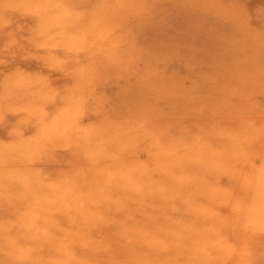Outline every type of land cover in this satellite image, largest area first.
<instances>
[{"label":"rangeland","instance_id":"rangeland-1","mask_svg":"<svg viewBox=\"0 0 264 264\" xmlns=\"http://www.w3.org/2000/svg\"><path fill=\"white\" fill-rule=\"evenodd\" d=\"M0 262L264 264V0H0Z\"/></svg>","mask_w":264,"mask_h":264},{"label":"bare ground","instance_id":"bare-ground-1","mask_svg":"<svg viewBox=\"0 0 264 264\" xmlns=\"http://www.w3.org/2000/svg\"><path fill=\"white\" fill-rule=\"evenodd\" d=\"M207 5V4H206ZM195 8H199V10H196ZM193 10L195 11V12H193ZM179 12H181L180 10H179ZM191 12L192 13H184V15L186 16V18H185V20H187V21H190L189 19H191L193 16H196V18H197V22H199L198 23V26H196V32L198 31V27H203L204 29H207L206 31H207V33L209 34V36L206 38V39H204L203 40V43L204 44H208V42L213 38L212 36H213V26L214 25H211V26H208L207 24L209 23V22H211V21H213V19H211L209 16H208V14H207V8H205L202 4L201 5H199V6H195L194 7V9L192 8V10H191ZM189 18V19H188ZM215 21H219V22H221V23H223V21L221 20V19H217V20H215ZM226 21H227V23H224V25H225V27H226V25L227 24H229V22H228V18H226ZM228 30V29H227ZM152 32V31H151ZM151 37H155L154 35H152ZM183 51V50H182ZM217 66V65H216ZM218 70H220V68H218V66H217V70H216V75H215V77H213V78H215V79H218L220 76H219V72H218ZM209 75V74H208ZM210 78L212 77V76H209ZM200 77H198L197 79H199ZM202 82H203V80L202 79H200ZM199 89H203L204 90V93L203 94H207V93H213L212 91H211V84L209 85V87H207L206 85H205V83L204 84H202L201 86H199ZM195 90V89H194ZM197 93H199V92H197ZM200 94V93H199ZM202 94V93H201ZM173 99V100H172ZM172 102L173 103H175V100H176V97H172ZM150 124V127L149 128H152V126H155V123L153 122V120L149 123ZM120 136H122V135H120ZM161 140H163L164 138H166V135H163V136H158ZM122 139H124V137H121ZM142 142V141H141ZM144 145H145V142H142L141 143V145H137V146H129L130 148H128V149H121V151H119V153H118V151H117V154H118V157H117V159H116V161L115 162H123V163H126L127 161H129V162H131V157L129 156V155H127L128 153H130V154H133V153H135V148L136 147H138V146H141V147H139L137 150H136V152L137 151H139L140 153H142L143 152V150H144ZM124 150V151H123ZM123 152V153H122ZM121 154V155H120ZM130 170V169H129ZM134 171V170H133ZM118 189V191L120 192V193H123L124 192V190L123 189H121L120 187H117ZM145 197L147 198V200L148 201H150L151 199L149 198V197H147L146 195H145ZM90 199V198H89ZM90 203H92V202H90V201H87L86 202V204H90ZM128 211H129V213H131V214H134V213H136L135 212V209L134 208H132V206H128ZM105 210H108V209H105ZM124 211V210H123ZM109 220L108 219H105L104 220V222H103V224H98V225H96L95 226V229H96V231L97 232H95V234H99L102 230L104 231V233H105V236H106V238L108 239V241L109 240H111L113 237L115 238V241L117 240V236H116V229L117 230H119L118 229V227H119V222L118 221H116L115 219H112L110 222H108ZM89 231H91V233H93V231L92 230H90L89 229ZM101 254H102V256L104 257V256H108L109 255V252L107 251V250H104V251H102L101 252ZM1 264H4V263H2V262H0Z\"/></svg>","mask_w":264,"mask_h":264}]
</instances>
